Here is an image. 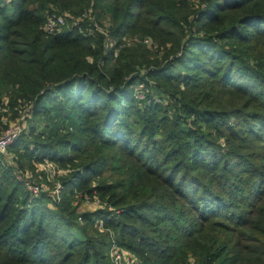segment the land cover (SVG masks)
I'll use <instances>...</instances> for the list:
<instances>
[{"label": "trees", "instance_id": "16d2710c", "mask_svg": "<svg viewBox=\"0 0 264 264\" xmlns=\"http://www.w3.org/2000/svg\"><path fill=\"white\" fill-rule=\"evenodd\" d=\"M11 3L0 106L32 117L0 158V264H114L99 220L140 264H264V0ZM51 6L92 10L117 44L47 35ZM45 160L72 170L60 201L22 181ZM80 195L116 210L78 216Z\"/></svg>", "mask_w": 264, "mask_h": 264}, {"label": "built area", "instance_id": "2783aa9c", "mask_svg": "<svg viewBox=\"0 0 264 264\" xmlns=\"http://www.w3.org/2000/svg\"><path fill=\"white\" fill-rule=\"evenodd\" d=\"M88 12L89 11H85L84 15H82V17L80 18L81 20L84 18H87L88 16ZM69 15L65 13L62 14H52L50 16H47L46 22L43 26V31L47 34V35H54L57 33L62 32V29L66 26L67 24V20H68ZM88 21V19H86L85 21H82L80 24L79 20L78 22L75 23V26L79 29V31L84 34L87 35V33L90 34H99L101 36L104 37L105 39V44H106V48L110 49L115 47V45L117 44L116 40L114 39V37L112 36L111 33V23L109 20H105V25L101 24H93L92 22L89 23V26L85 27L83 26V24ZM110 24V25H109ZM134 41H137V38H134ZM124 42H126L127 44H129V42H131V40L129 39H124ZM144 43L149 46L152 47L153 46V42L150 39H145ZM119 47V46H118ZM119 49L116 50L115 56L118 55ZM145 74H142V76H144ZM134 93H135V98L137 100V102L142 103L147 101L148 99V94L149 91L146 88V85L142 82H138L135 85L134 88ZM165 98H160L159 101H157L156 99L155 102L156 103H164L165 101H163ZM8 101L5 100L4 104L2 106H0V113L2 114L3 112H8ZM32 117V103H23L21 105V107L18 110V115L17 117L12 120L9 121L8 119H6L5 117H2V123L5 127V129L3 128V131L0 134V156L7 154V156H9L8 154V149L9 147L16 142L23 134L28 132L29 129V124H28V120L31 119ZM10 162L12 159H8ZM47 162V161H45ZM28 172L25 173H20L22 181L26 182L25 179L27 176ZM29 189L34 193V194H41V193H45L44 192V186H40L37 184H30V181L27 182ZM63 189L62 184L59 185V188L57 190H55L56 196H54L53 194L50 195L54 198V200L60 201V193ZM83 197V196H82ZM86 202L90 201V198H92L91 200L94 199H99L96 195L89 197V196H85L84 197ZM75 204L77 205L78 202L76 203L75 200ZM81 220V219H80ZM99 227L101 229H103V222L99 223ZM117 243H114V245L111 248V253H110V257L111 260L114 264H134L135 261L133 259H129L127 257V252L124 251L123 248H121L119 245H116Z\"/></svg>", "mask_w": 264, "mask_h": 264}, {"label": "rangeland", "instance_id": "374dc122", "mask_svg": "<svg viewBox=\"0 0 264 264\" xmlns=\"http://www.w3.org/2000/svg\"><path fill=\"white\" fill-rule=\"evenodd\" d=\"M13 0H4L5 4L8 6V8L12 11L13 7L14 6H11V2ZM13 5V4H12ZM10 11V12H11ZM85 11H89L88 12V16L87 18H84V19H80L82 17V15H84V12ZM66 14L69 15L68 17V20H67V24L66 26L62 29V32L64 31H68V30H72L74 28H76L75 26V23L80 22V24H82L81 22L82 21H85L86 19H88V21H86L83 26L87 27L89 26V23L92 22L93 24H107L105 23V19L103 17H96L95 16V13L92 11V10H84V12H81L79 13L78 15H73L72 13L70 12H67L65 11ZM65 12H62L58 7H55V6H51L49 11L47 12L46 14V17L47 16H50L52 14H62V13H65ZM111 23V22H110ZM110 25V24H109ZM143 45L146 46V44L143 42ZM155 83V82H154ZM151 86H153L154 88L152 89L154 92H156L157 90H159L158 88H156V84H153L151 82ZM152 90L150 92H152ZM158 95V94H157ZM154 98L153 99H156L157 101H159V97H155V93H154ZM152 96V97H153ZM163 101L164 102V106L167 107L169 106L170 104L168 103L167 99L165 98ZM8 108V107H7ZM2 117H5L6 119H8L9 121H12L14 120L17 116L10 111V109L8 110V112H3L2 113ZM2 127L5 129L4 125L2 124ZM70 132H73V130H71ZM11 156V155H10ZM3 157L5 159H12L13 158H10L5 155H2L0 156V158L3 159ZM47 161V162H45ZM44 162H36L34 161L32 163V169H28V174L29 176L26 177L25 181L26 182H29L30 181V184H37V185H40V186H44V192L45 194H50V195H54L56 196V193H57V190L56 188L58 189L59 188V185L62 184V182H64L65 180H67V178L69 177V174L72 173V170L70 167H61L58 163H55L51 160H45ZM96 183L93 185L95 186ZM55 190H56V193H55ZM52 197V196H51ZM99 198V196H97ZM92 198H90V201L89 202H86L85 198L82 197V195L80 196H77L76 198V203L78 202V204L76 205L75 204V207H76V210L78 211V216H82L83 214H95L96 212L100 211V210H106V211H109V212H112L114 211L115 212V208L109 206L108 208V204L104 201V200H101L100 198L99 199H94V200H91ZM53 202V200H51ZM75 202V201H74ZM108 219V218H107ZM78 223H80L81 225L84 224V221L82 220H79L77 221ZM100 222H103L102 220H99L97 223H95V229L100 233V234H103V233H108V236L110 238V242H111V245H110V248H109V251H108V254L110 255L111 253V248L112 246L114 245V243H117L116 245H118V242H117V239H116V234L114 231H110V230H105L104 227L103 229H101L99 227V223ZM104 224V222H103ZM122 248V247H121ZM125 252H127V257L130 259H133L135 261L134 264H140V261L139 259L136 257V255L132 254L131 252H128L124 249Z\"/></svg>", "mask_w": 264, "mask_h": 264}]
</instances>
